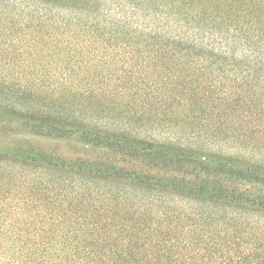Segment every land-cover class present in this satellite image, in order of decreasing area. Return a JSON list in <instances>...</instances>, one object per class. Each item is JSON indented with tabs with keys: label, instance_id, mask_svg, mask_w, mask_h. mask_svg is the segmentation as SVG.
Listing matches in <instances>:
<instances>
[{
	"label": "trees",
	"instance_id": "16d2710c",
	"mask_svg": "<svg viewBox=\"0 0 264 264\" xmlns=\"http://www.w3.org/2000/svg\"><path fill=\"white\" fill-rule=\"evenodd\" d=\"M0 113L2 235L264 264V0H0Z\"/></svg>",
	"mask_w": 264,
	"mask_h": 264
},
{
	"label": "rangeland",
	"instance_id": "374dc122",
	"mask_svg": "<svg viewBox=\"0 0 264 264\" xmlns=\"http://www.w3.org/2000/svg\"><path fill=\"white\" fill-rule=\"evenodd\" d=\"M102 94H96L89 99L90 104H95L96 99ZM98 105V104H97ZM96 105V106H97ZM105 114V111H104ZM0 118L7 119L0 113ZM1 132V130H0ZM3 132V130H2ZM46 147H51L57 151L65 150L75 153L80 148L76 143L45 141ZM224 150L225 147H223ZM245 152V149L243 150ZM228 152V151H225ZM24 239L23 237L7 236L0 233V264H57L59 262L60 253L52 248L50 250H42V244L39 241ZM63 264H67L66 261Z\"/></svg>",
	"mask_w": 264,
	"mask_h": 264
}]
</instances>
